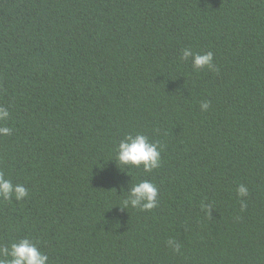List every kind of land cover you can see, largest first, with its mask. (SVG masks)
<instances>
[{"label": "trees", "instance_id": "obj_1", "mask_svg": "<svg viewBox=\"0 0 264 264\" xmlns=\"http://www.w3.org/2000/svg\"><path fill=\"white\" fill-rule=\"evenodd\" d=\"M0 105V172L29 193L0 199V246L28 237L49 264H264V0H0ZM128 134L159 142L158 169L119 165ZM141 180L158 206L120 207Z\"/></svg>", "mask_w": 264, "mask_h": 264}, {"label": "clouds", "instance_id": "obj_2", "mask_svg": "<svg viewBox=\"0 0 264 264\" xmlns=\"http://www.w3.org/2000/svg\"><path fill=\"white\" fill-rule=\"evenodd\" d=\"M180 59L182 61L191 59L193 68L196 70L207 68L210 71H218L211 51L199 54L194 53L191 47H184L181 50ZM208 108L209 102L201 103L203 111H207ZM10 118L9 109L0 105V125H6ZM11 134L10 127L0 126V135L9 136ZM161 151L162 146L159 142H152L148 136L128 134L119 142L115 160L124 168L143 166L144 172L150 173L161 166ZM237 194L241 198V209H246L247 202L244 198L249 195L248 188L240 184ZM28 195V190L23 184H13L3 172H0V199L22 201ZM158 195L159 189L153 182L141 180L132 184L130 192L125 195L120 207L150 211L158 206ZM201 207L208 209L209 205L202 202ZM167 245L172 251L180 253L181 244L175 239L170 238ZM0 264H49V256L42 252L31 239L25 237L12 242L10 246H0Z\"/></svg>", "mask_w": 264, "mask_h": 264}]
</instances>
